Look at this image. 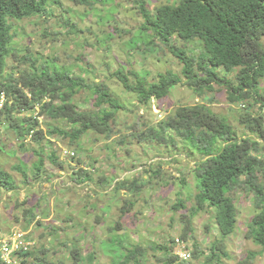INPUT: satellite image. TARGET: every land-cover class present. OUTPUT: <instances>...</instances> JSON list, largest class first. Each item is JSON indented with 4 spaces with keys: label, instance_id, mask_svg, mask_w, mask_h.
Returning a JSON list of instances; mask_svg holds the SVG:
<instances>
[{
    "label": "trees",
    "instance_id": "obj_1",
    "mask_svg": "<svg viewBox=\"0 0 264 264\" xmlns=\"http://www.w3.org/2000/svg\"><path fill=\"white\" fill-rule=\"evenodd\" d=\"M68 1L90 5L86 0ZM49 2L0 0V98L4 93L8 99L0 110V129L6 127L10 135L8 139L15 140L26 150L30 148L38 157L31 180H28L26 171L16 168L23 174V186L50 179L51 173L45 170L46 160L53 165L64 166L57 150L53 149L54 139L64 143L68 141L70 148H77L88 134L110 138L113 134L122 133L115 131V126L119 112L127 109L108 85H91L84 76H74L57 66L51 69V66L33 65L17 76L5 74L7 59L13 50L11 46L15 43L13 22L47 15ZM54 3L63 7L58 1ZM138 4L144 19L140 31L149 39L147 50L163 51L173 56L182 67L181 74L186 79V85L199 96H204L205 90L212 92L215 85L225 89L231 104L241 103L245 108V112L239 115V126L248 134L240 137L227 118L215 114L207 105L197 104L177 108L161 123L160 128L148 123L143 129L136 130L132 126L129 130L134 129L135 132L128 137L122 135L119 144L132 143L129 142L132 138L138 143L158 142L167 148H176L181 140L189 155L200 157L191 176L195 192H188L185 199L178 193L179 200L174 209L182 211V216L172 226L182 224L177 239L187 243L194 218L207 213L213 219L215 226L207 223L210 224L207 227L210 231H217L218 240L203 264L221 263L223 257L229 258L224 242L237 230L236 203L241 197L251 200L256 210L255 217L248 224L246 237L264 250V0H177L175 4L161 5L154 10H149L144 1ZM117 35L123 39L120 32ZM195 42L201 43L204 48L199 56L191 55L186 49L187 45ZM134 45L133 50H139V41H135ZM129 75L134 77V82ZM129 75L117 71L113 77L126 92L135 95L139 105L146 107H150L153 100L167 98L171 90L182 83L180 76L170 70L160 73L157 81L140 77L134 71H130ZM82 95H86L87 99L90 96L91 108L86 111L80 110L76 103ZM40 118L47 127L46 132L41 129ZM5 142L7 140L0 134V143L5 145ZM25 142H34L37 148ZM45 148L52 151L47 157ZM73 153L75 158L76 153ZM150 171L158 183H163L161 170L152 167ZM73 178L83 184L94 181L91 172L75 167ZM101 180L104 186L108 185L105 176ZM180 181L185 185L189 182L187 179ZM19 186L7 170L0 168L1 189L15 192ZM145 188V181L136 179L117 182L114 192L120 194L122 190H127L138 196ZM133 205L135 203L130 200L127 209ZM126 214L124 206L121 215ZM97 220L99 223L101 218ZM119 228L120 222L109 229L117 235L110 241L127 251L125 258L117 264H196L200 259L196 251H191L190 261H179L172 253L177 239H171L167 244H161V248H147L154 252L151 261L142 244L128 251L127 240L115 232ZM63 246L68 247L67 243ZM161 249L164 254L155 256ZM95 253L91 251L89 254L87 260L90 263L96 260ZM70 254L73 264L84 263L77 246ZM35 256L32 250L23 253L22 263L34 264L28 263L25 258ZM0 264L4 263L0 260ZM38 264L52 263L41 258Z\"/></svg>",
    "mask_w": 264,
    "mask_h": 264
},
{
    "label": "rangeland",
    "instance_id": "obj_2",
    "mask_svg": "<svg viewBox=\"0 0 264 264\" xmlns=\"http://www.w3.org/2000/svg\"><path fill=\"white\" fill-rule=\"evenodd\" d=\"M54 1L50 0L47 15L13 22L15 43L11 46L13 50L7 59L5 74L17 76L33 65L51 66V69L57 66L74 76H84L91 85H108L127 106L125 111L119 112L115 126V131L122 133L113 134L110 138L88 134L77 148H70L68 141L64 143L54 139L53 149L57 150L64 166L53 165L46 160L45 170L51 173L50 179L23 186V174L16 168L26 171L28 180H31L38 157L30 148L26 150L15 140L8 139V130L1 128L0 134L7 142L5 145L0 143V168L7 170L20 186L15 192L0 188V239H7L12 232H24L33 243L31 250L36 253L35 257L25 258L28 263L38 264L44 258L52 264H73L70 251L77 246L83 256L82 264H117L127 254L126 250L110 241L117 235L109 229L115 228L118 222L122 221L115 232L127 240L128 251L140 244L145 249L150 246L161 248V244L179 238L182 224L172 225L182 216V211L175 210L174 205L178 203V193L185 199L188 192H195L191 176L200 158L189 155L181 140L176 148H167L158 142L138 143L132 138L129 139L132 143L119 144L122 135L130 136L135 131L129 128L143 129L145 123L160 128L177 108L198 104L207 105L215 114L227 118L242 137L248 134L239 126V115L245 112V108L241 103L231 104L227 91L217 85L212 92L205 90L204 96H199L186 85L182 67L173 56L163 51L147 50L149 39L140 31L144 19L138 2L144 1L149 10H154L161 5L175 4L177 0H86L89 6L62 0L63 7H58ZM135 41H139V50H133ZM186 49L194 56L201 55L204 50L197 42L187 45ZM169 70L179 75L182 83L173 88L167 98L153 100L150 107L139 105L135 95L126 92L113 77L117 71L125 75L134 71L140 77L157 81L160 73ZM129 77L131 82L135 81L133 76ZM85 96L76 100L83 111L91 103L88 101L90 96L88 99ZM208 99L215 101L212 103ZM40 123L46 132L42 119ZM169 134L174 135L172 131ZM25 143L37 148L34 142ZM44 151L46 157L52 153L48 148ZM66 151L75 152L76 157L67 158ZM74 167L77 170L86 168L90 172L95 169V173H91L94 181L86 184L77 182L73 178ZM152 167L161 170L163 183H158L152 175ZM103 176L108 181L106 186L101 183ZM136 179H143L146 183L140 195L135 196L127 190L120 194L114 192L117 182ZM183 179L189 182L182 184L180 180ZM130 200L135 205L127 209ZM236 205L237 230L224 242L229 258L223 257L221 263L215 264H264L263 248L246 237L248 224L256 215L254 204L241 197ZM124 206L127 214L122 217ZM99 217L101 220L97 223ZM192 223L187 243L191 251L200 255L196 264H203L212 253L218 233L215 229L208 230V225L215 224L207 213L200 214ZM65 243L68 247L63 246ZM91 251L97 252L93 263L87 260ZM217 251L215 248L214 252ZM147 254L153 261L154 252L147 249ZM163 254L161 249L155 256ZM22 260L16 259L17 264H23Z\"/></svg>",
    "mask_w": 264,
    "mask_h": 264
},
{
    "label": "clouds",
    "instance_id": "obj_3",
    "mask_svg": "<svg viewBox=\"0 0 264 264\" xmlns=\"http://www.w3.org/2000/svg\"><path fill=\"white\" fill-rule=\"evenodd\" d=\"M58 1V0H55ZM58 2H62V0L58 1ZM82 3V2H79ZM63 5V4H62ZM59 6V5H58ZM49 7V5H48ZM61 7V6H60ZM6 103V96L4 93L1 94V98H0V110L3 109L4 105ZM41 121V118L39 119V122ZM73 152L71 151H66L65 152V156L67 158H71L73 159ZM85 171L90 172L88 170H86V168H84ZM91 173H95V169H91ZM19 186V185H18ZM121 225V223H120ZM13 236H15L14 240H10V241H5V240H9L11 239ZM0 239V260L4 263V264H17L16 259L21 258V255L25 252L31 251L32 247H33V243L27 239V235L22 232V231H18V232H12L11 235L9 237H7V239ZM15 241H23L26 246L22 247V249L15 251L14 253H12L8 259L5 258L4 256V252L2 250V245L4 242L7 243H14ZM181 244V245H180ZM173 255H175L179 261H190L192 258V252L191 249L188 245V243H186V241H182L181 239H177L175 246H174V250H173ZM23 258V257H22Z\"/></svg>",
    "mask_w": 264,
    "mask_h": 264
},
{
    "label": "built area",
    "instance_id": "obj_4",
    "mask_svg": "<svg viewBox=\"0 0 264 264\" xmlns=\"http://www.w3.org/2000/svg\"><path fill=\"white\" fill-rule=\"evenodd\" d=\"M181 245V244H180ZM26 244L23 241H15L14 243H7L4 242L2 245V250L4 252L5 258L8 259V257L14 253L17 250L22 249V247H25Z\"/></svg>",
    "mask_w": 264,
    "mask_h": 264
}]
</instances>
